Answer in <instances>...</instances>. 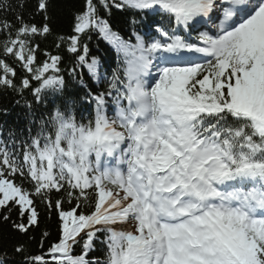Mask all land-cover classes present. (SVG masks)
<instances>
[{
	"label": "snow or ice",
	"instance_id": "6c2138e0",
	"mask_svg": "<svg viewBox=\"0 0 264 264\" xmlns=\"http://www.w3.org/2000/svg\"><path fill=\"white\" fill-rule=\"evenodd\" d=\"M73 19L68 68L35 41L48 22L0 19V90L33 94L25 128H0V220L27 235L43 204L62 224L0 264H264V0H85Z\"/></svg>",
	"mask_w": 264,
	"mask_h": 264
},
{
	"label": "trees",
	"instance_id": "16d2710c",
	"mask_svg": "<svg viewBox=\"0 0 264 264\" xmlns=\"http://www.w3.org/2000/svg\"><path fill=\"white\" fill-rule=\"evenodd\" d=\"M4 0H0L3 3ZM10 6L6 10H0V19L6 18L13 23L16 22L17 13H21L25 21L41 25L48 22L51 29L50 34L46 37L43 35L37 36L35 41L40 45L42 53H52L61 55L64 59L63 67L68 68L72 65L75 57L68 51L67 38L74 34V14L84 7L85 0H51V7L48 10L47 16L49 19L46 21L45 16L36 11L37 0H7ZM23 4V8L20 5ZM119 14L120 10H114ZM19 26V25H17ZM116 30H120L119 28ZM129 28H124L122 34H127ZM63 38V41L61 40ZM3 36L0 35V40ZM88 43L91 54L98 57L104 68L114 64V56L108 47V43L104 42L99 35L91 33L90 40H84ZM60 45L57 48V45ZM39 59L44 61L45 55H40ZM18 72L20 71L17 65ZM87 75L86 70H83ZM19 85V77L17 78ZM30 92L25 90L22 94L18 91L0 90V123L5 125L18 126V131L25 128L28 123V109L25 104H32L33 99L30 98ZM57 93H51L48 96L49 100L55 99ZM19 101V103H17ZM36 110V117L39 119L41 113L45 111L41 105H33ZM55 198V197H54ZM67 207V206H66ZM39 210V226L32 228L27 235H22L20 232L13 231L11 225L4 223L0 220V244H3L11 254L12 246L18 243H23L27 249L28 254H47L49 247L58 241L61 235L62 224L56 211H49L43 204L38 205ZM0 211V215H3ZM12 220L18 218L17 210L13 209L11 212ZM41 245H43L41 247ZM79 252V248L76 249ZM16 260L22 257H16Z\"/></svg>",
	"mask_w": 264,
	"mask_h": 264
},
{
	"label": "bare ground",
	"instance_id": "6f19581e",
	"mask_svg": "<svg viewBox=\"0 0 264 264\" xmlns=\"http://www.w3.org/2000/svg\"><path fill=\"white\" fill-rule=\"evenodd\" d=\"M3 125H5V124H3Z\"/></svg>",
	"mask_w": 264,
	"mask_h": 264
}]
</instances>
